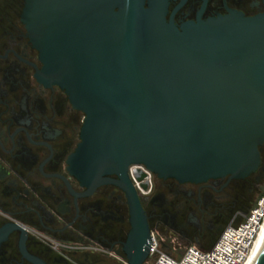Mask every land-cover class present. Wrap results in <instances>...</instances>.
Wrapping results in <instances>:
<instances>
[{
    "label": "water",
    "instance_id": "1",
    "mask_svg": "<svg viewBox=\"0 0 264 264\" xmlns=\"http://www.w3.org/2000/svg\"><path fill=\"white\" fill-rule=\"evenodd\" d=\"M25 0L38 80L85 118L68 170L89 192L116 174L127 194L128 264H144L152 228L129 176L245 179L264 146V13L169 21L167 0ZM139 179L144 174L137 170ZM253 264H264V246Z\"/></svg>",
    "mask_w": 264,
    "mask_h": 264
},
{
    "label": "flooded vegetation",
    "instance_id": "2",
    "mask_svg": "<svg viewBox=\"0 0 264 264\" xmlns=\"http://www.w3.org/2000/svg\"><path fill=\"white\" fill-rule=\"evenodd\" d=\"M24 2L0 0V264H112L113 253L126 258V191L116 174L89 192L69 172L85 114L60 86L38 80L42 63L21 18ZM167 2L166 17L178 26L230 10L264 13V0ZM129 176L135 186L130 169ZM247 178L182 183L154 174L149 195L135 188L152 231L169 225L184 243L209 249L237 208L244 186L236 181Z\"/></svg>",
    "mask_w": 264,
    "mask_h": 264
},
{
    "label": "built area",
    "instance_id": "3",
    "mask_svg": "<svg viewBox=\"0 0 264 264\" xmlns=\"http://www.w3.org/2000/svg\"><path fill=\"white\" fill-rule=\"evenodd\" d=\"M137 170L144 177L139 179ZM130 173L136 188L142 195H149L152 189L154 174L144 165H132ZM264 217V198L259 206L245 216L241 223H229L220 234L214 245L202 249L196 245L186 248L180 257H175L160 248L159 242L152 231L150 254L144 264H246L255 247ZM112 264H128L127 260L115 253Z\"/></svg>",
    "mask_w": 264,
    "mask_h": 264
},
{
    "label": "rangeland",
    "instance_id": "4",
    "mask_svg": "<svg viewBox=\"0 0 264 264\" xmlns=\"http://www.w3.org/2000/svg\"><path fill=\"white\" fill-rule=\"evenodd\" d=\"M262 163L261 169L252 174L246 180H237L236 183L240 186H244V189L241 192V195L237 201V208L230 213L225 218V227L231 223H241L244 221L245 216H247L251 211L259 206L260 201L264 198V146L261 152ZM257 177L259 179L257 180ZM167 191V186L163 187ZM155 230V229H154ZM179 232H177L169 225H165L158 231L155 230V235L159 242L160 248L175 257H180L187 247L191 245H198L196 242H189L188 244L184 243L179 239ZM213 241L217 240L219 235H215ZM211 239L206 240L208 248L210 246Z\"/></svg>",
    "mask_w": 264,
    "mask_h": 264
},
{
    "label": "bare ground",
    "instance_id": "5",
    "mask_svg": "<svg viewBox=\"0 0 264 264\" xmlns=\"http://www.w3.org/2000/svg\"><path fill=\"white\" fill-rule=\"evenodd\" d=\"M263 246H264V217H263V223H262L261 230L259 232L257 241L255 243V247L252 251L250 258L246 262V264H253L254 263V261L256 260V258L259 255L260 251L262 250Z\"/></svg>",
    "mask_w": 264,
    "mask_h": 264
},
{
    "label": "trees",
    "instance_id": "6",
    "mask_svg": "<svg viewBox=\"0 0 264 264\" xmlns=\"http://www.w3.org/2000/svg\"><path fill=\"white\" fill-rule=\"evenodd\" d=\"M217 239H218V238H217ZM215 242H216V241H215ZM213 245H214V244H213ZM213 245H212V246H213ZM210 248H211V247H210Z\"/></svg>",
    "mask_w": 264,
    "mask_h": 264
}]
</instances>
